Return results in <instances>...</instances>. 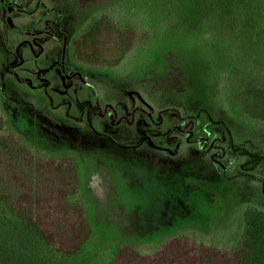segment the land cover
<instances>
[{
	"label": "trees",
	"instance_id": "1",
	"mask_svg": "<svg viewBox=\"0 0 264 264\" xmlns=\"http://www.w3.org/2000/svg\"><path fill=\"white\" fill-rule=\"evenodd\" d=\"M141 3L0 0V65L6 52L16 66L14 36L44 40L32 60L50 78H40L32 127H17L0 96V221L13 219L53 252L77 255L92 235L83 186L95 222L126 240L108 264H264V92L251 82L236 95L252 123L228 144L239 180L255 192L240 203L234 237L211 242L207 199L186 177L221 173L206 153L213 130L227 125L209 120L196 131V118L180 108L185 75L170 53L160 56L161 70L140 75V102L104 96L124 86L111 72L142 39L123 23ZM45 42L53 53L43 55ZM1 82L0 67V95Z\"/></svg>",
	"mask_w": 264,
	"mask_h": 264
},
{
	"label": "rangeland",
	"instance_id": "2",
	"mask_svg": "<svg viewBox=\"0 0 264 264\" xmlns=\"http://www.w3.org/2000/svg\"><path fill=\"white\" fill-rule=\"evenodd\" d=\"M141 2L140 9L125 18L123 23L136 29L142 39L125 61L111 72L119 77L124 86L119 89V95H108L106 92L104 96L113 99L115 95L127 105L131 100L140 102L137 88L140 75L151 68L161 70L160 56L165 53L173 55L185 75V91L178 100L182 113L196 118V131L209 120L227 125V131L213 130L210 150L206 153L208 157H216L221 173L212 169L206 177L193 174L186 177V181L202 191V197L208 202L206 238L226 244L240 225V212L237 214L240 203L248 200L253 190L255 192L253 186L246 188L245 181L239 180L237 163L228 143L243 124L252 123L240 113L237 93L251 82L264 92V0ZM14 25L17 27L20 23ZM22 42L20 36L11 40V48L20 44L17 53L13 51L16 54L12 56L14 60L19 57L14 62L16 66L10 65L12 58L6 52L0 65L1 103L13 123L21 129L33 126L34 102L37 103L46 82L40 78L50 80L32 60L44 40ZM43 46V55L45 52L53 53L50 43L45 42ZM98 75L105 79L107 74L100 72ZM55 106L56 103H53L52 107ZM201 115L207 118L200 119ZM203 159L207 161V158ZM210 161L214 162L213 159ZM84 189L82 186L80 195L85 203L92 235L79 254L53 252L32 233L19 228L15 220H1L0 264H108L113 250L126 240L112 229L95 222L93 207ZM167 191L172 193V189ZM123 201L126 199L123 198Z\"/></svg>",
	"mask_w": 264,
	"mask_h": 264
}]
</instances>
